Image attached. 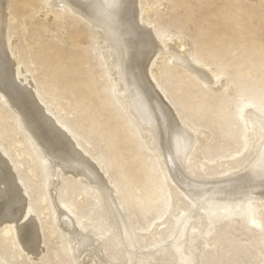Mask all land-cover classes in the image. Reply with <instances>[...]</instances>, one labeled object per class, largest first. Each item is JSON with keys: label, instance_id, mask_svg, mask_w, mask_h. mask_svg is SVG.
<instances>
[{"label": "rangeland", "instance_id": "obj_1", "mask_svg": "<svg viewBox=\"0 0 264 264\" xmlns=\"http://www.w3.org/2000/svg\"><path fill=\"white\" fill-rule=\"evenodd\" d=\"M5 9L6 46L18 80L32 88L102 174L112 189V206L119 207L116 213L132 224L137 238L129 248L117 237L98 186L51 169L18 111L0 93V157L18 181L26 210L17 223L0 224V264H264V230L252 227L259 221L264 228V188L249 196L255 204L252 219L208 218L185 197L176 201L149 149L147 124L139 126L119 95L106 59L109 43L99 31L56 0H6ZM139 14L142 28L160 46L150 65L152 83L199 141L183 165L204 181L246 172L260 143L247 114L254 109L264 115V0H140ZM175 50L210 72L217 84L174 61ZM180 207L184 211L172 216ZM60 210L74 226L58 221ZM183 213L188 222L180 233H186L177 241L188 261L171 253L169 237L178 231L168 230L169 221ZM25 223L38 227L36 255L18 235ZM74 232L93 236L80 255Z\"/></svg>", "mask_w": 264, "mask_h": 264}, {"label": "bare ground", "instance_id": "obj_2", "mask_svg": "<svg viewBox=\"0 0 264 264\" xmlns=\"http://www.w3.org/2000/svg\"><path fill=\"white\" fill-rule=\"evenodd\" d=\"M5 4L6 0H0V93L6 102L18 111L16 113L20 116L25 129L47 159L51 169L57 168L61 172L73 173L84 178L89 186L94 183L99 190L101 189L100 193L105 195L106 209L110 213L108 219H113L117 237L128 247H132V238L136 241L137 235L134 229H131L132 224L130 222L127 224L126 220H123L125 217L116 213V209L119 207L115 209L112 206L111 198H108L109 189L106 188L104 177H101L102 174L100 175L95 166L89 163L88 157L84 156L85 152L69 138L68 133L61 126L56 125L57 121L49 115L48 109L45 110L32 88L24 86L18 80L15 63L6 46ZM56 4L71 8L77 16L85 21L86 25L99 31L103 41L109 43L110 57H106V59H109L108 62L113 65L119 95L124 97L130 115L140 124L139 126L147 124L145 126H147L148 132H146L152 139L149 142V149L159 158L167 183H172H170L172 196H177L174 199L178 201L179 197H185L191 207L201 209L202 213L209 216L208 218L217 217L219 214L220 216L227 215L234 220H240L248 215L252 219L255 216V204L252 203L253 197L249 196L264 188V115L256 113L254 109L247 114L260 143L255 154L257 160L255 157V161L247 168L246 172L243 171L244 173L241 175L230 176L219 181H204L199 177L196 178L195 174H198L189 171L183 163L199 141L187 132L188 130L185 128L188 127L183 121L174 116V112L170 109L165 98L152 83L153 76L150 65L160 50V46L152 37L151 31L142 28L144 21L140 19L139 14L140 0H56ZM172 54L173 60L179 65L187 69L188 66H192L190 69L204 81L209 84H217L210 72L198 69V66L191 64L185 55H181L176 50ZM7 162L0 157V224L4 221L17 223L25 217L26 211H24L25 198ZM190 168L194 169L192 165ZM60 170L52 172L59 173ZM55 189L52 188L53 194H55ZM260 193L263 194V192ZM105 204L102 202V207ZM181 209L183 208L180 207L172 216L182 211ZM184 214L177 218L173 217L168 224V230L178 231H176L175 237H172L173 233L169 237L173 243L171 253L177 257L184 256L183 248L179 245L181 243L178 242L179 240L177 241L179 235H181L180 239L185 237L186 231L183 234L180 233V230L182 232L186 229V225L182 223L187 224L188 222L183 220V218L187 219ZM216 214L217 216H215ZM57 217L61 224L74 226L73 219L66 212L58 211ZM30 222L33 221L30 219ZM253 222L256 224L252 227H260L264 230L262 223ZM35 224L25 223V226L17 227L19 228L17 231L18 235L23 238L24 247L28 252L36 255L40 250L39 232ZM74 234V250L77 255H80L87 250L93 236L80 235L76 232ZM97 251L100 253L99 249ZM184 257L186 258V255ZM192 258L194 259L193 256ZM186 259L188 261V257ZM179 261L181 262L180 259ZM190 261L193 262L191 257ZM182 262L185 263V260Z\"/></svg>", "mask_w": 264, "mask_h": 264}]
</instances>
